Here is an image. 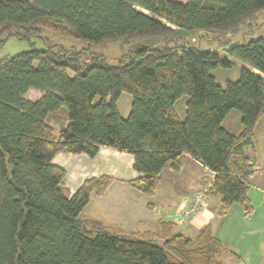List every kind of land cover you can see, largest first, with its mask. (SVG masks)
I'll use <instances>...</instances> for the list:
<instances>
[{
    "label": "trees",
    "instance_id": "trees-1",
    "mask_svg": "<svg viewBox=\"0 0 264 264\" xmlns=\"http://www.w3.org/2000/svg\"><path fill=\"white\" fill-rule=\"evenodd\" d=\"M261 9L264 0H0V46L46 28L88 44L113 40L125 52L115 65L99 55L82 61L60 45L0 59V264H221L223 245L209 227L195 239L166 227L158 243L81 219L90 193L113 180L86 179L67 197L65 169L53 158L94 157L100 146L130 153L139 173L132 184L151 196L162 168L178 170L185 153L215 173L209 190L221 196V214L233 204L250 212L253 165L242 149L264 114V78L241 68L222 88L211 71L231 68L229 57L264 75V37L202 32H235ZM197 35L215 46L192 43ZM29 90L39 98L27 99ZM123 92L132 96L126 118L116 105ZM183 95L180 120L174 104ZM61 107L68 124L56 131L48 116ZM231 110L241 114L238 135L222 127Z\"/></svg>",
    "mask_w": 264,
    "mask_h": 264
},
{
    "label": "crops",
    "instance_id": "crops-1",
    "mask_svg": "<svg viewBox=\"0 0 264 264\" xmlns=\"http://www.w3.org/2000/svg\"><path fill=\"white\" fill-rule=\"evenodd\" d=\"M228 59L234 69L232 80L221 79L220 82L212 73L222 88L228 81L238 79L237 68H246L264 78L256 69ZM58 112L64 113L66 119L64 125L57 128L49 122L56 131L68 124L67 114L60 109L49 114L48 119ZM222 127L228 133L238 135L242 130L240 112L231 110L222 121ZM253 133L254 142L244 145L242 149L253 165L247 191L250 212L233 204L225 214H221V196L209 190L215 173L185 153L178 158V170L172 169L170 163L162 168L151 196L140 192L132 184L139 173L133 169V156L130 153L100 146L94 157L83 153L59 152L53 162L65 169L61 190L67 197L86 179L103 175L112 178L113 181L102 194L90 193L89 201L79 215L85 221L98 223L122 234H149L158 243L163 242L161 236H164L166 227L170 228L172 234L190 239H195L201 229L209 227L223 245L218 255L221 264H264V114L255 124ZM204 188H207L206 203L199 213L183 225L169 219L185 197Z\"/></svg>",
    "mask_w": 264,
    "mask_h": 264
},
{
    "label": "rangeland",
    "instance_id": "rangeland-1",
    "mask_svg": "<svg viewBox=\"0 0 264 264\" xmlns=\"http://www.w3.org/2000/svg\"><path fill=\"white\" fill-rule=\"evenodd\" d=\"M174 1H183V0H174ZM136 9L140 11L142 10L138 7H136ZM12 30L14 29L12 28L11 31ZM17 31L25 35L31 32L30 35H27L31 37L29 39H19L14 36H10L0 46V59H2L5 56L17 55L33 48L44 49L46 45H55V46L60 45L64 48L72 49L74 53L78 56V58L82 61H88L91 55L92 56L99 55V57H103V60L109 65L117 64L120 56L123 53H125L121 50L119 42L113 40H102L101 42L98 43L88 44L83 40L66 36V34L63 33L64 31L57 32L46 28H39V30L32 29L30 32L24 30H17ZM205 32L208 39L211 37H224L234 42H243V41L254 40L259 37H264V9H261L258 12H256L255 16L248 23L242 25L235 32L219 33L214 30H207V31H203L202 34H204ZM9 33L10 32H5L4 35L7 36ZM190 41L192 43H196L203 47L213 48L215 46V43L212 44L205 40H201L198 35L192 37ZM132 43L144 44L146 43V41L136 40L133 41ZM125 47L127 51L130 49L127 46ZM233 71H234L233 68L219 67L215 70H212L211 73H213L216 76L218 81H220L221 79L226 81V80H232ZM239 71L240 68H237V74H239ZM26 98L35 101L39 98V93L37 91L30 90L27 92ZM187 99H188L187 95H183L175 102L174 108L178 116L182 119H184L185 117V104ZM131 103H132V96L127 92H123L116 103L118 112L122 118H126L128 116L131 108ZM60 110L67 114V111L64 107H61ZM65 119H66L65 114L58 112L56 113L55 116H51L48 119V121L51 122V124H54V126H56L57 128L64 125ZM69 176H71V174Z\"/></svg>",
    "mask_w": 264,
    "mask_h": 264
},
{
    "label": "built area",
    "instance_id": "built-area-1",
    "mask_svg": "<svg viewBox=\"0 0 264 264\" xmlns=\"http://www.w3.org/2000/svg\"><path fill=\"white\" fill-rule=\"evenodd\" d=\"M207 188L196 190L182 200L176 213L169 216V219L181 225L199 213L206 203Z\"/></svg>",
    "mask_w": 264,
    "mask_h": 264
}]
</instances>
